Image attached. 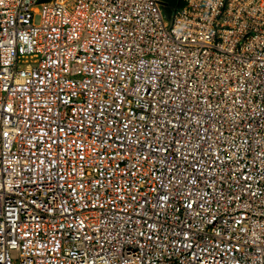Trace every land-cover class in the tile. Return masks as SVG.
Here are the masks:
<instances>
[{
	"label": "built area",
	"instance_id": "obj_1",
	"mask_svg": "<svg viewBox=\"0 0 264 264\" xmlns=\"http://www.w3.org/2000/svg\"><path fill=\"white\" fill-rule=\"evenodd\" d=\"M0 264H264V0H0Z\"/></svg>",
	"mask_w": 264,
	"mask_h": 264
},
{
	"label": "crops",
	"instance_id": "obj_2",
	"mask_svg": "<svg viewBox=\"0 0 264 264\" xmlns=\"http://www.w3.org/2000/svg\"><path fill=\"white\" fill-rule=\"evenodd\" d=\"M167 3L168 6H174L177 4V0H162Z\"/></svg>",
	"mask_w": 264,
	"mask_h": 264
}]
</instances>
